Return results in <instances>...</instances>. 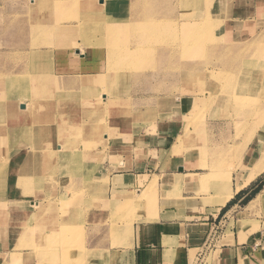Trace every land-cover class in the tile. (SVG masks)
Wrapping results in <instances>:
<instances>
[{
  "label": "rangeland",
  "instance_id": "1",
  "mask_svg": "<svg viewBox=\"0 0 264 264\" xmlns=\"http://www.w3.org/2000/svg\"><path fill=\"white\" fill-rule=\"evenodd\" d=\"M222 1L221 10L226 13L223 19L226 17L231 20L236 17L235 13L242 12L237 9L245 5H253L256 8L261 6L260 9H264V0ZM180 2V0H0V77L3 76L1 73L8 72L7 78L14 81L15 89L13 99L7 101L4 109L0 108V134L6 133L10 136L6 139L8 144L0 141V162L4 161L5 154L10 156L9 163L0 168V264H39L44 256L53 259L58 250L55 248L56 241L53 246V238L50 237L56 234L66 238L63 243L59 242L64 246V253L60 251L56 262L83 264L86 259L85 247L100 245L103 238V225L109 224L111 231L119 222V218H110L108 223H105L106 219L101 216L106 205L103 206L101 201L108 181L105 169L107 161L112 157L113 159L121 158L120 154L125 150H120V147L124 149L126 143L129 145L132 141L128 139L120 141L118 138L124 132L123 130L121 132V128L129 126L126 122L127 118L124 120L121 118L127 115L130 117L131 114L132 130L125 132L128 136L135 135L139 126L143 124V120L150 116L151 108H156L157 111L166 110L164 104L166 99H155L156 96H191L193 98L190 101L188 98H183L184 108L180 110V114L173 115L174 118L166 117L159 112V118H169L171 123L175 119V131L178 133L167 155L164 153L160 155L159 164L162 170L168 168L165 161L167 157H183V151L190 145V150L206 149L208 152L212 147L231 144L233 140L239 143L238 150H242L241 148H245L247 143L254 144L263 136L264 112L247 114L252 106L249 104L247 107H240L244 109L240 113L237 112L238 107L232 100L228 98L222 101L223 98L217 97L216 88L230 86L228 81L218 76V70L210 78L212 84L209 87L203 79L202 72L206 69L217 68L225 72L229 63L232 62L230 58L221 59L213 50L197 49L195 43L191 44L195 52L191 56L187 55L183 49L187 46L186 42L175 37L173 30L163 28L159 41L151 46L155 49V62L141 63L135 59L133 62L125 59L127 56L125 51L134 46L129 40L138 37L140 28L137 23L152 22L154 18L160 17L162 19L156 21L161 26H164L162 24L167 21H173L174 30L177 33L180 31L181 23L195 18L196 11L193 10V5L187 6ZM232 7L236 8L233 12H231ZM260 9L256 11L257 20L247 29L246 36L242 38L243 41H247L246 39L252 38L264 29L262 26L264 22L262 23L261 20L264 11ZM84 14H90L93 18L87 22L82 21L81 16ZM222 23L223 21L220 24ZM236 43L228 41L222 44V48ZM211 46L217 47L218 44L212 43ZM166 47L169 49L167 57L162 56L167 55L165 53L167 50H164ZM98 50L105 53L108 79L105 85L104 78L99 79L96 86L101 91L91 94L90 98L95 101L99 97V103L105 102V99L111 96L120 98L117 100L118 108L114 109L108 104L107 107L84 105V108L80 107V104L71 102L62 104L73 97L76 85L67 83L55 85L50 82L49 77L51 75L72 76L61 72L73 73L76 70L73 62L75 63L79 56L84 52L89 55ZM174 50L178 51L174 52ZM49 51L51 65L48 63L46 69L42 71L31 70V63L25 62L23 58V56L30 57ZM108 51H113L117 56L119 64L122 65L121 69L114 65L115 59H109ZM49 66L52 68L49 69ZM75 76L78 77L77 74ZM260 77H263L260 79L261 85L254 89L258 97L264 95L263 71ZM3 80L4 78L0 80L1 96L6 92L4 87L11 85L10 82L7 84ZM19 82L21 84L18 86ZM108 87L111 90L107 89ZM204 87L208 88L203 89ZM202 90L206 91L209 97L199 102L195 99L196 97L208 96ZM197 94L200 95L193 96ZM122 99L126 100L122 102ZM35 100L40 103V107L33 112V116L37 112L36 117L31 118L32 112L29 115L26 113L34 108L32 101ZM1 102L0 98V104ZM25 104L28 110L22 111L25 109ZM61 109L64 112L63 116L59 113ZM81 112L86 122L98 120L97 123L107 124L108 129H105L103 124L101 132L84 139L76 131L61 132L59 129L61 116L67 117L72 113L80 115ZM153 112L155 113L154 110ZM13 115L16 116L15 120ZM78 124L73 120L67 127L73 128ZM113 126L117 129L112 130ZM45 129L48 136L42 137L43 145L48 143L50 148H55L58 157L57 165L53 160L50 164H45L39 158H27V160L22 158L21 161L22 150L18 149L24 148L25 145L28 146L27 153H42L43 159L45 150H32L31 139L33 138L29 136L43 134ZM27 132L29 136L26 135ZM104 136H107L106 140ZM65 141L71 143L70 147ZM56 146L61 147L56 149ZM230 147L232 148V145ZM69 149V156L65 155L64 151ZM211 156L206 151L191 155L196 162L198 161L197 163L201 159L202 167ZM220 157L218 170H213L215 168L213 167L212 173L218 172L220 182L223 183V171L219 170L221 165L226 168L223 173H230L233 165L229 160L230 155ZM18 159L21 161V166L13 164ZM25 161L26 165H23ZM11 164L12 167H10ZM9 167L12 170L8 169ZM239 175H241L240 172ZM33 179H42V182L31 184L30 181ZM260 179H262L261 183L257 184L259 188L264 185V174ZM88 180L93 181L95 187L94 193L86 198V191L89 188ZM252 191L242 199V204L254 195ZM60 194L63 195L62 198L59 197ZM155 195L156 192L148 191L136 202H126L127 200L119 204L110 202L112 207L108 208L113 211L112 216L115 218L118 216L122 219L121 221H124L128 215L135 216L141 208H152V199H155ZM56 225L57 230H55ZM43 235L45 237L42 239ZM117 236L110 235L112 245H117L114 242ZM41 241L42 247L39 246ZM44 242L50 243L49 246H44ZM26 250L32 253L28 256L21 253ZM14 257L20 260L16 261ZM22 257L24 258L21 259Z\"/></svg>",
  "mask_w": 264,
  "mask_h": 264
},
{
  "label": "crops",
  "instance_id": "2",
  "mask_svg": "<svg viewBox=\"0 0 264 264\" xmlns=\"http://www.w3.org/2000/svg\"><path fill=\"white\" fill-rule=\"evenodd\" d=\"M258 7L245 5L237 9L242 12L235 13L236 17L245 16L243 13L248 11L251 13L250 19L256 21V11L260 9ZM231 9L233 12L236 8ZM106 63L103 51L98 50L89 55L84 52L75 63L73 62L76 69L73 73H61L78 76L102 74L99 78H104L105 85L108 79ZM107 89L111 90L109 87ZM169 97H155L166 99V110L157 111L156 108H151L150 116L143 120L135 135L128 136L125 132L132 130L131 114L130 117L122 115L124 117L121 120L127 118L129 126L121 128V132H124L118 138L120 141H132L129 145L126 143L124 149L120 147V150H125L120 154L121 158L112 157L107 161L105 169L108 181L101 201L103 206L106 205L101 216L106 219L105 223H108L110 218H119V222L111 231L109 224L103 225L100 245L85 247L86 259L83 264H264V197L250 205L251 199L264 192V185L244 204L241 203L242 199L261 183L260 177L264 174V167L245 186L240 189L236 187L238 182H241L239 172L245 175L249 168L264 162V150L259 148V141L264 140V135L254 144L247 143L242 150H238L239 143L233 140L231 144L210 148L208 152L206 149L190 150V145L183 151V157H167L165 161L168 168L162 170L159 164L160 155H167L178 133L175 131V119L171 123L169 118H159V112L174 118L173 115H177L184 108L183 98L193 100L191 96H171V99ZM188 101L186 100V103ZM122 111L125 112L123 109ZM102 123L105 129H108L107 124ZM116 129L115 126L112 127V130ZM104 137L106 140L107 136ZM203 151L212 155L204 163V167L201 166V159L197 163L198 161L191 157ZM223 155H230L231 158H228L233 165L231 172H226L227 174L223 173L226 171L224 165L219 169L220 172L223 171L225 184L220 183L218 172L212 173L213 170H218V161ZM193 175L199 178V182H193L189 178ZM87 186L89 188L86 198L94 193L95 187L91 180H88ZM228 190L232 193L231 197L223 203L220 202L219 196L223 197ZM148 191L156 192L155 199H152V208H141L135 216L127 214L128 217L124 221L111 215L113 211L108 208L112 207L110 202H136ZM62 196L59 195L61 198ZM214 228H217L215 234ZM111 234L118 235L114 238L117 245L111 244ZM44 237L43 235L42 239ZM57 250L59 258L60 251H64ZM27 252L29 251L21 253L25 255Z\"/></svg>",
  "mask_w": 264,
  "mask_h": 264
},
{
  "label": "bare ground",
  "instance_id": "3",
  "mask_svg": "<svg viewBox=\"0 0 264 264\" xmlns=\"http://www.w3.org/2000/svg\"><path fill=\"white\" fill-rule=\"evenodd\" d=\"M180 1L183 2L187 6L193 5V8H194L193 10L196 11V13L194 15L195 18L187 19V22L181 23L180 31L177 33L174 30L175 23L173 21H167L166 23L162 24L164 26H161V24L156 21V20H161L162 18H160V17L154 18L152 20V22H140V24L137 23L138 27L140 28V31L138 33V37H136V38L134 37V38H131L132 40H129L134 44V46H132V48L125 51V55H127L125 57V59H130L132 62H133V59H135L141 63H145V62L150 63L152 61L155 62L154 61V59L156 57V55H154L155 49H153L151 46L154 45V43L159 41V38L161 37V32H162L163 28L171 29V30H173L175 37L186 42L187 46H184L183 49L187 55L191 56L195 52L194 47H192V45H191L192 43H195L197 49L213 50L217 54V57H220L221 59L222 58H227V59L230 58L232 60V62L229 63V66L227 67L228 69L225 72L219 71V69H217V68L206 69L205 72L204 71L202 72L204 74L203 79H204V81L208 87L210 84H212V81H210V78H212V75L216 70H218L217 74L219 77L228 81V83L230 85L229 87H221V88L215 89L217 97H219L221 99L223 98L222 101L228 100V98L230 100H232V102L235 104V106L238 107V108H236L237 112L239 111L240 113L244 110L240 107L244 108V107H247L249 104H252V106L248 110L247 114H249V113L253 114L255 112H261V113L264 112V95L261 94L262 96L258 97L257 95H255V94H257V91H254V89L257 86L261 85L260 79H262L263 77H260V73H261V71L264 72V69H263L264 68L263 67L264 66V29H262L261 31L258 30L259 33L256 31L258 33L257 35H254L252 38L246 39L247 41H243L242 38H244L246 36L245 34L247 33V29L255 23L254 22L255 19L254 20L250 19V16H249V14H251L250 12L245 10L246 12L243 13L245 16L236 17L235 19L229 20L226 17H225V19H223V17L225 16L226 13H224V11L221 10V7L223 8V4H222L223 1L222 0H203V1L201 0L202 2H196L195 0H180ZM183 7L185 8V6H183ZM182 10H184V9H182ZM262 11H264V9H262ZM190 12H192V11H190ZM260 14H262V13H260ZM261 16H262L261 20L263 23L264 22V12H263V15H261ZM92 18H93V16H91L90 14H84L81 16V20L85 21V22H87L88 20H91ZM222 21H223V23L220 24ZM137 24H135V25H137ZM262 26L264 27V24ZM232 27H234V28L232 29ZM201 28H203L204 30H202ZM234 29H235V31H234ZM60 31L65 32V30H60ZM225 41L226 42L235 41L237 43L235 45H230L233 47L227 46V47L222 48V44L226 43ZM208 43H211V44L215 43V44H218V46L217 47L211 46V44L208 45ZM177 48L178 47H176V49ZM156 50H158V48ZM164 50H167V52H165V53H167V55L164 54L162 56L167 57L169 54L168 53V50H169L168 47H166V49L164 48ZM175 51H178V50H174V52ZM108 56H109L110 60L115 59L113 61L114 65L117 68L121 69L122 65L119 64V62L117 60V56L113 53V51H111V52L108 51ZM23 58L25 59V62L31 63L30 64L31 70L42 71V70L46 69L48 63L51 65L50 51L44 52V53H37L33 56L31 55L30 57L29 56H23ZM157 65H158V63H157ZM48 68L51 69L52 67L49 66ZM1 74L3 76L0 77V80L2 78H4V80H3L4 83L8 84L10 82V84H11L8 87H6V86L4 87V91H6V92L2 96L0 94V98L2 100V102L0 104V108L4 109L6 107L7 101H11L13 99L12 95H15V92H14L15 89H14V81L10 78H7V77H9L8 72L7 73H1ZM50 74H52V73H50ZM99 79H100L99 77H97L95 75H89V74L81 75L80 77L79 76L76 77L75 75L67 76V77H63V76H56L55 77L54 75L53 76L51 75L49 77L50 82L55 84V85L63 84V83L76 85V89L74 91V94L72 95L73 97H70L68 100L64 101L62 103L64 105L69 104L71 102L72 104L73 103L80 104V107L84 108V105H86V106L92 105L93 107H95V106H99V107H105L106 106L107 107V104H108L111 107H113L114 109L118 108L119 102L117 100H120V98H117L114 96L106 98L105 102H103V103H99V100H98L99 97L95 101L91 100V98H90L91 94L98 92V91H101L100 88H98L96 86ZM17 84L19 86L21 84V82H19ZM208 87H204L203 89L208 88ZM49 89H51V87H49ZM207 91H210V90L207 89ZM203 92H206V91H203ZM204 94H202V95H204ZM206 94H207V92H206ZM198 95H200V94L193 95V96L196 97ZM208 97H209V95L208 96H201V98L196 97L195 99H198L199 102H201L203 100H206ZM256 97H258V99ZM32 105L34 107L32 110H28V106H26V104H25V109L22 110V111L28 110L26 113L27 115H29V113L32 112L31 118L36 117L37 112H35L34 116H33V112L36 111L40 107V103H38V101L35 100V101H32ZM59 113L62 114V116H63V114H64L63 109L59 110ZM103 113L105 114V112H103ZM22 115H23V113H22ZM87 115H89V114H87ZM106 115H108V114H106ZM62 116H61L60 124H59V129L61 130V132L62 131H66V132L67 131H76L77 134H79L82 139H84L85 137H88L90 135H97L98 132H101L100 129H102V127H104L102 122L97 123L98 120H96V121L94 120L92 122L91 121L86 122L84 120V114L82 112L80 115L72 113L70 116H67V117H62ZM20 117H22V116L20 115ZM13 118L15 120L16 116L13 115ZM85 118H87V117H85ZM72 119L74 120L75 123H79V124L76 126H73V128H68L67 125L70 121H73ZM235 123H237V121ZM22 130L26 131V129H24V128H22ZM36 130L40 131L38 128H36ZM46 132H47V130L45 129L43 134L38 133L34 136H29L28 132L26 133L27 136L33 138V139H31V143L33 146L32 150H45L43 152V154H44L43 159H42V153H37V152H28L27 153L26 150H28V146L24 144L25 145L24 148L21 147L20 149H18V150H22L21 154H20L21 161H22V158H24L25 160H27V158L28 159L39 158L45 164H50V161L53 160L57 165L58 157H57V151L55 150V148L54 147L50 148V145H48V143H45V146L43 145L42 137L48 136V133L46 134ZM9 137L10 136L6 135V133H1L0 139H3V140H0V141H3V143H7L6 139ZM65 143H66V145H69V147H70L71 143L69 141L68 142L65 141ZM60 147L61 146H56V149L57 148L60 149ZM259 147L261 148V150H264V140L259 141ZM71 151L75 152V150H71ZM64 152H65V155L69 156L68 152H70V149L66 150ZM24 153H25V155L23 156ZM3 157H5V159H4V161L0 162V168H2L3 165L6 164L7 162L9 163L8 160H9L10 156L8 154H5ZM59 158H61V157H59ZM20 159H18L13 164L21 166L20 165V163H21ZM85 159H86V157H85ZM24 163L25 164H23V165H26V161ZM10 167H12V164ZM10 167L8 169L12 170V168H10ZM263 167H264V162L262 164H258V165L256 164V165L252 166L251 168H249L246 171L245 175H239V177L241 178V182H238V184L236 186L237 189H240L243 186H245L247 183H249L250 180H252L261 171V169H263ZM189 178L193 182H199V178L196 175L190 176ZM221 181H223V180H221ZM39 182H42V179H33L30 181L31 184L39 183ZM210 183H212V182H210ZM217 184H219V183H217ZM223 184H225V183H223ZM231 195H232V193L230 192V190H228L227 192L224 193L223 197L219 196V197H221V200H219V201L223 203L227 199H229L231 197ZM263 197H264V192L259 193L258 195H256L255 199L250 200V205H252L257 200L262 199ZM16 209L19 210V208L17 206H16ZM50 238L51 239L53 238V240H52L53 246H54V242L56 241L55 242V248L56 249H63L64 248V246L60 245L59 242L62 241V243H63L64 239H66L65 237H62V235L56 234L55 236L50 237ZM50 238H49V241H51ZM49 244L50 243L44 242L43 245L49 246ZM39 246L42 247V241L39 243ZM53 246H50V248H53ZM65 247H66V245H65ZM31 253L27 252L26 253L27 255L25 254V256H28ZM51 255H53V253H51ZM14 258L16 261L20 260V258H18V257H14ZM23 258L24 257H22L21 259H23ZM57 259H58L57 254H55L53 256V259H51L50 257L44 256L42 259V262L39 264H58L59 262L58 263L56 262Z\"/></svg>",
  "mask_w": 264,
  "mask_h": 264
},
{
  "label": "trees",
  "instance_id": "4",
  "mask_svg": "<svg viewBox=\"0 0 264 264\" xmlns=\"http://www.w3.org/2000/svg\"><path fill=\"white\" fill-rule=\"evenodd\" d=\"M258 189H259V187H257L255 190H253L252 193H255Z\"/></svg>",
  "mask_w": 264,
  "mask_h": 264
},
{
  "label": "built area",
  "instance_id": "5",
  "mask_svg": "<svg viewBox=\"0 0 264 264\" xmlns=\"http://www.w3.org/2000/svg\"><path fill=\"white\" fill-rule=\"evenodd\" d=\"M216 231H217V228H214V234L216 233Z\"/></svg>",
  "mask_w": 264,
  "mask_h": 264
}]
</instances>
